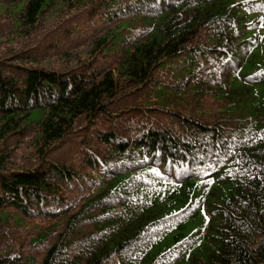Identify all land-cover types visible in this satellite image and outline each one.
Instances as JSON below:
<instances>
[{"label": "trees", "instance_id": "obj_1", "mask_svg": "<svg viewBox=\"0 0 264 264\" xmlns=\"http://www.w3.org/2000/svg\"><path fill=\"white\" fill-rule=\"evenodd\" d=\"M79 8L107 25L80 69L0 68V143L31 130L41 159L0 161V264H37L49 238L40 264H264V0H0L25 35ZM174 65L175 97L210 95L225 115L98 130L83 172L47 161L79 118L149 83L172 102L154 82ZM30 221L47 223L27 242Z\"/></svg>", "mask_w": 264, "mask_h": 264}, {"label": "rangeland", "instance_id": "obj_2", "mask_svg": "<svg viewBox=\"0 0 264 264\" xmlns=\"http://www.w3.org/2000/svg\"><path fill=\"white\" fill-rule=\"evenodd\" d=\"M65 15L69 16L68 13H64ZM69 17L73 18L70 21L66 18L63 24H58L59 28L54 29L55 24L61 21L53 14H48L37 30L25 35L28 32H21L15 28L10 16L0 10V68L12 72L21 70L18 66L44 67L62 72L80 69L81 65L87 61L94 42L102 35L107 25L100 19H95L93 22L89 18L87 19L82 8L73 11V16ZM68 23H71L73 33L62 38L63 29L61 26ZM77 26L80 28L79 30H77ZM20 33H24V35H20ZM56 38L59 45L51 43ZM109 59L111 60L110 57L104 61L99 59L98 65L104 67L105 62ZM176 70H178L177 65L160 68L155 72L156 81L154 83H162L167 87L173 80L169 76L170 73ZM167 89L170 91L172 88L168 86ZM149 91L154 93L151 83L139 91L114 101L110 105L111 114L101 113L89 127L86 126V120L83 117L79 118L74 125V130L66 135L65 140L55 146L47 155V161L68 163L83 172L87 170L82 167V158L86 149L89 147L97 152L104 149V146L99 145L96 138L98 130L111 129L126 136L135 132L134 127L138 123L136 120L149 122L156 126L177 128L181 119L179 113L209 122L215 121L220 115H225L221 108L222 102L210 95L196 97L191 93H184L183 96L175 97L174 93L170 91L169 95L171 96L168 99L172 102L166 104L161 103L157 96ZM219 110L222 111L219 112ZM132 124L136 125L128 128ZM0 161L6 171L33 167L41 163L36 152L32 131L30 130L24 135H11L1 141ZM29 223L33 227L27 236V242L44 229L47 222L41 221L39 224H35L30 221ZM54 240L49 238L42 245L34 248L31 246L34 254L40 257L37 264L41 263V256L47 245Z\"/></svg>", "mask_w": 264, "mask_h": 264}]
</instances>
